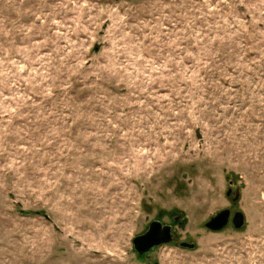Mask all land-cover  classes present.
Here are the masks:
<instances>
[{
	"label": "rangeland",
	"instance_id": "obj_1",
	"mask_svg": "<svg viewBox=\"0 0 264 264\" xmlns=\"http://www.w3.org/2000/svg\"><path fill=\"white\" fill-rule=\"evenodd\" d=\"M0 264H264V0H0Z\"/></svg>",
	"mask_w": 264,
	"mask_h": 264
},
{
	"label": "water",
	"instance_id": "obj_2",
	"mask_svg": "<svg viewBox=\"0 0 264 264\" xmlns=\"http://www.w3.org/2000/svg\"><path fill=\"white\" fill-rule=\"evenodd\" d=\"M231 190L228 191L227 196L230 197ZM234 202H238L240 198L239 190H236ZM231 218V211L224 210L218 213L215 217L211 218L210 221L205 225L206 229L210 230L211 232H220L223 231L230 223ZM179 218H176L178 221ZM232 224L234 225L235 229H241L245 225L244 215L240 212L234 214L232 220ZM162 224L160 222H153L149 226L148 231L138 236L133 240L134 249L139 256H143L148 254L151 250L170 242V227H168L164 231V239L158 240L159 232L161 230ZM190 250L194 249V245L188 246Z\"/></svg>",
	"mask_w": 264,
	"mask_h": 264
},
{
	"label": "flooded vegetation",
	"instance_id": "obj_3",
	"mask_svg": "<svg viewBox=\"0 0 264 264\" xmlns=\"http://www.w3.org/2000/svg\"><path fill=\"white\" fill-rule=\"evenodd\" d=\"M230 195L232 196V192L230 193ZM231 196H230V198H231ZM235 214V213H234ZM233 214L231 215V220H232V218H233ZM172 221L174 220V222H176L177 224H180V221L178 220V221H176V218L174 219V216H171V218H170ZM230 220V221H231ZM161 223V222H160ZM230 223H232V222H230ZM229 223V224H230ZM162 224V226H161V230H160V232H159V236H158V240H163L164 239V231L168 228V227H170L171 229H170V237H169V239H170V242L169 243H167V244H163V245H161V246H159V247H157V248H155V249H153V250H151L148 254H145V255H143L144 257H148L151 253H153L155 250H157L158 248H160V247H162V246H164V245H169V244H176V245H178L180 248H182V249H188V250H190L189 249V247L188 246H190V245H194V244H192V243H188V242H186V241H180L179 240V237H178V235H176V232H175V230H174V226H169V225H166V224H164V223H161ZM229 226V225H228ZM227 226V227H228ZM226 227V228H227ZM233 227H234V225H233ZM225 228V229H226ZM235 228V227H234ZM149 229V228H148ZM224 229V230H225ZM223 230V231H224ZM148 231V230H147ZM145 234V233H144ZM195 246V245H194ZM137 253V252H136Z\"/></svg>",
	"mask_w": 264,
	"mask_h": 264
}]
</instances>
